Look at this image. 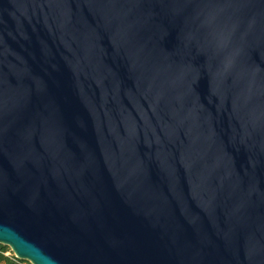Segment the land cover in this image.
<instances>
[{
  "label": "water",
  "instance_id": "95a60500",
  "mask_svg": "<svg viewBox=\"0 0 264 264\" xmlns=\"http://www.w3.org/2000/svg\"><path fill=\"white\" fill-rule=\"evenodd\" d=\"M0 245L264 264V0H0Z\"/></svg>",
  "mask_w": 264,
  "mask_h": 264
},
{
  "label": "trees",
  "instance_id": "16d2710c",
  "mask_svg": "<svg viewBox=\"0 0 264 264\" xmlns=\"http://www.w3.org/2000/svg\"><path fill=\"white\" fill-rule=\"evenodd\" d=\"M8 251L7 247L0 245V264H24L25 262L14 259V257L5 256V252Z\"/></svg>",
  "mask_w": 264,
  "mask_h": 264
},
{
  "label": "built area",
  "instance_id": "2783aa9c",
  "mask_svg": "<svg viewBox=\"0 0 264 264\" xmlns=\"http://www.w3.org/2000/svg\"><path fill=\"white\" fill-rule=\"evenodd\" d=\"M4 254H5V256L14 257V255L12 254V252L9 249ZM14 259H16V258L14 257ZM24 264H28V263L25 262Z\"/></svg>",
  "mask_w": 264,
  "mask_h": 264
}]
</instances>
